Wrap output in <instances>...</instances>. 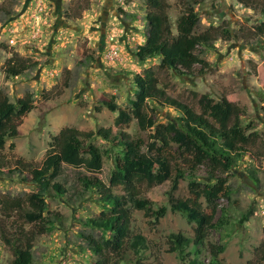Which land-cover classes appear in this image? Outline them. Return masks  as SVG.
<instances>
[{"label": "rangeland", "instance_id": "1", "mask_svg": "<svg viewBox=\"0 0 264 264\" xmlns=\"http://www.w3.org/2000/svg\"><path fill=\"white\" fill-rule=\"evenodd\" d=\"M195 0H167L171 27L186 3ZM193 4L199 14L197 33L216 30V41L210 48H200L201 57L210 67L201 76H179L171 70H159V87L196 112L202 113L200 99L209 96L215 102H231L242 113L241 123L246 134L253 135L250 154L235 170L227 174L233 190L230 201L221 200L225 226L214 231L195 256L190 246L181 254L171 252L170 238L181 234L193 239L196 225L172 212L169 197L172 182L161 188L138 184L140 196L150 200L155 209L164 207L166 215L155 227L142 212L133 215V229L146 238V249L139 255L130 252L117 264H212L211 245L223 244L220 264H254L259 260V248L264 244V39L255 36L261 22L262 0H198ZM147 0H0V92L12 102L27 93L33 94L34 110L19 127L17 138L8 140L0 150V199L22 200L23 207L5 216L0 206V264H11L12 251L2 241L1 233L17 237L20 232L36 234L39 225L28 223L24 213L32 211L27 198L37 190L23 181L27 173L14 171L17 162L42 166L53 138L67 127L81 132H97L114 128L128 133L146 147L156 146L150 136L156 126L142 131L134 120L129 125L115 127L118 113L111 112L104 101L115 100L119 109L131 113L134 99L133 78L159 59L140 62L138 46L148 35ZM230 29L227 40L221 29ZM11 59L36 64L19 77L8 78L5 67ZM156 125L167 124L180 117L174 109L152 105ZM95 144L105 149L101 138ZM177 148V146H175ZM114 153V152H112ZM113 157L104 158V170L113 169ZM188 156L183 155L179 168L187 172ZM13 170V172H12ZM209 171L198 172L204 182ZM174 196L189 198V178L180 179ZM122 193V186L113 187ZM97 195L82 193L77 199L48 197L46 213L54 222L51 231L36 235L32 251L33 264H94L98 257L87 251L85 235L91 231L84 221L99 215ZM205 205V204H204ZM251 213L247 222L244 215ZM48 226V225H47ZM95 234L98 235V232Z\"/></svg>", "mask_w": 264, "mask_h": 264}, {"label": "trees", "instance_id": "2", "mask_svg": "<svg viewBox=\"0 0 264 264\" xmlns=\"http://www.w3.org/2000/svg\"><path fill=\"white\" fill-rule=\"evenodd\" d=\"M147 4L148 35L145 44L137 47L136 57L140 62L159 59V65L134 76L131 113L119 109L115 100L104 101L103 105L118 113L115 127L129 125L134 120L142 131L156 126L157 133L150 136L156 146L141 145L128 133L114 128L81 132L67 127L53 138L40 168L18 161L14 171L26 172L23 181L32 183L37 190L27 198L32 211L25 212L24 218L40 227L33 235L20 232L17 237H9L5 231L1 233L2 241L13 253L11 264H33L36 235L51 231L54 225L46 216L51 194L70 200L79 198L82 193L97 195L101 211L98 216L84 221V226L91 231L85 235L87 251L98 257L94 264L121 263L130 252L139 255L146 249V238L133 229L134 213L142 212L156 227L167 209H155L150 200L140 196L137 185L144 182L161 188L171 181V189L165 195L169 197L172 212L183 214L188 223L196 225L193 239L181 234L170 238V251L180 253L183 261L187 259L183 256L186 248L193 246L197 257L212 233L225 226L220 201H230L233 195L227 174L251 153L249 148L254 143V134H246L241 123L242 113L225 99L215 102L209 96H203L199 101L202 113H198L159 87L157 76L161 69L171 70L179 76L203 75L210 64L201 57L200 48H210L217 35L215 29L197 33L199 14L190 1L184 5L176 22L175 33L167 0H147ZM261 14L262 20L254 31L256 37L264 39V7ZM221 33L227 40L232 38L227 27L221 29ZM35 66L31 62L11 59L5 73L8 78L19 77ZM33 98V94L27 93L15 103L0 92V150L5 148L8 140L18 137L23 119L35 108ZM155 104L174 109L180 117L156 125L154 114L149 113V108L153 110ZM97 138H101L108 148L96 145ZM183 155L189 157L187 172L179 168ZM105 157H113V169L103 180L99 176L104 170ZM203 168L209 173L204 182H199L198 172ZM187 177L190 196L186 200L178 199L174 196L178 190L177 181ZM115 186H122L123 192L115 193ZM0 206L5 216L11 218L10 212L21 209L23 201L0 199ZM251 213L242 216L241 223L247 222ZM225 250L223 244L210 246L212 264H220V255ZM190 264L198 263L191 260ZM254 264H264V244L259 248V260Z\"/></svg>", "mask_w": 264, "mask_h": 264}]
</instances>
